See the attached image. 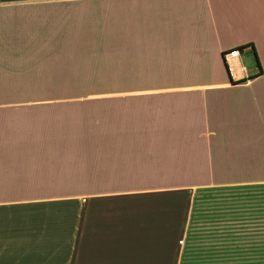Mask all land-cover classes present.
I'll use <instances>...</instances> for the list:
<instances>
[{"label": "crops", "instance_id": "obj_1", "mask_svg": "<svg viewBox=\"0 0 264 264\" xmlns=\"http://www.w3.org/2000/svg\"><path fill=\"white\" fill-rule=\"evenodd\" d=\"M0 264H264V0H0Z\"/></svg>", "mask_w": 264, "mask_h": 264}, {"label": "rangeland", "instance_id": "obj_2", "mask_svg": "<svg viewBox=\"0 0 264 264\" xmlns=\"http://www.w3.org/2000/svg\"><path fill=\"white\" fill-rule=\"evenodd\" d=\"M77 45L78 56L82 61L79 64H67L70 67L56 71L54 76L50 74L40 85L107 87L110 82L120 85L122 80L109 79V67L112 66L113 70L122 68V42H79ZM113 70L112 74L116 72Z\"/></svg>", "mask_w": 264, "mask_h": 264}, {"label": "built area", "instance_id": "obj_3", "mask_svg": "<svg viewBox=\"0 0 264 264\" xmlns=\"http://www.w3.org/2000/svg\"><path fill=\"white\" fill-rule=\"evenodd\" d=\"M239 57H240V51L238 49H232L223 53V60L228 65L231 62L238 60ZM245 80L249 82L251 80L250 76L247 75L245 77Z\"/></svg>", "mask_w": 264, "mask_h": 264}, {"label": "trees", "instance_id": "obj_4", "mask_svg": "<svg viewBox=\"0 0 264 264\" xmlns=\"http://www.w3.org/2000/svg\"><path fill=\"white\" fill-rule=\"evenodd\" d=\"M256 59H257V57H256Z\"/></svg>", "mask_w": 264, "mask_h": 264}]
</instances>
